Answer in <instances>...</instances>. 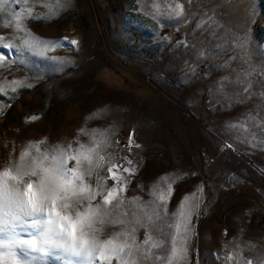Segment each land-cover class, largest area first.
I'll return each instance as SVG.
<instances>
[{
  "label": "rangeland",
  "instance_id": "1",
  "mask_svg": "<svg viewBox=\"0 0 264 264\" xmlns=\"http://www.w3.org/2000/svg\"><path fill=\"white\" fill-rule=\"evenodd\" d=\"M178 5L184 14L174 18ZM29 8L38 19L28 17ZM16 11L26 33L14 27ZM0 36L21 49L11 57L0 49L6 56L0 61V172L28 170L37 148L53 155L58 148L99 146L107 162L128 167L126 156L135 169L131 177L123 173L131 182L114 214L125 223H106L100 239L134 228L139 244L151 232L144 248L152 256L142 264H169L167 234L175 232L169 225L183 201L192 212L187 264H264V0H9L0 5ZM64 37L78 46L46 43ZM107 162L99 175L107 176ZM96 177H86L93 187ZM36 179L9 184L23 191ZM169 184L167 214L157 217L165 207L159 193ZM48 260L84 264L63 255Z\"/></svg>",
  "mask_w": 264,
  "mask_h": 264
},
{
  "label": "snow or ice",
  "instance_id": "2",
  "mask_svg": "<svg viewBox=\"0 0 264 264\" xmlns=\"http://www.w3.org/2000/svg\"><path fill=\"white\" fill-rule=\"evenodd\" d=\"M7 2L9 0H0V5ZM10 2L19 5L27 4L28 0H10ZM229 2L230 0H225V3ZM26 11L29 18H39L33 15L30 8ZM183 14V5H178L174 18H179ZM13 16L16 31L26 33L28 30L21 23L19 11L14 12ZM214 19L215 14L211 17V20ZM211 20L206 23L210 24ZM216 26L221 27L222 25L217 22ZM4 27H13V24L6 23ZM2 41L4 37L0 36V42ZM46 43L76 48L79 42L64 37L61 40ZM23 45L30 50L35 47L34 42L28 39L23 40ZM216 47L220 49L222 45L217 44ZM0 49H6L9 57L12 56L14 49L17 52L21 51L11 41L0 43ZM200 55L202 56L203 53ZM5 58V53L0 51V61ZM49 59L57 60L55 57ZM261 74L264 75V69L261 70ZM224 81H229V78L222 79L219 91L223 90ZM250 87V83L244 87V93H248ZM0 92H3V89H0ZM261 96L264 97V93H261ZM230 127L240 128L241 126L231 125ZM243 130L247 131L246 124ZM80 131L83 132L84 129ZM133 134L129 136L127 145L129 149L132 147ZM98 147H89L84 151L72 149L71 152L58 148L53 155L40 152L37 148V155L27 163L28 170L20 171L18 168L15 175L11 168L0 172V235L6 237L0 239V264H9V261L5 259L6 256L11 258L10 264H33L35 261H39L40 264H49V257L60 260L62 255L77 258L84 264H97V262L111 264L113 259L117 261V264H142L150 260L151 250L144 246L153 241L154 237L151 232L139 244L136 242L134 228L131 232L119 231L113 233L108 239H100L99 234L102 233V226L106 223L110 222L113 225L125 223L121 219L114 218V214H120L119 210L124 203L121 194L127 191V185L131 182L123 173L131 177L135 174V169L132 167L133 161L126 156L122 157V160L126 161L128 167H125L122 162H107L106 157L98 153ZM68 148H72L71 144ZM79 149H85V145L80 144ZM28 155L27 150L20 154V168L25 167L24 161ZM70 161H75V165L69 167ZM106 162L107 176H101L99 170ZM93 172L97 174L95 187L89 179H86V177L90 178ZM28 175L37 177V179L30 180L23 191L10 186L9 181L14 180L19 183L23 176ZM108 180L113 182L110 187L107 185ZM172 193L171 184L168 185L166 193L163 190L160 191L158 199L165 207L157 210V217L161 211L167 214L166 205ZM97 197L102 198L101 203L93 205ZM85 202H87L86 206ZM80 208L84 210L80 211ZM72 209H75V214L72 213ZM123 215L127 213L124 212ZM173 215L177 219L169 227H174L175 232L167 234L172 237L169 264H187V242L191 239L192 212L183 208L182 201L180 208ZM135 222L140 223L138 219ZM18 228L26 232L29 238H20ZM162 246L163 241L151 243V248ZM17 248L21 249L30 259L21 260L15 251ZM34 253L39 255H33ZM67 264H74V262L69 260Z\"/></svg>",
  "mask_w": 264,
  "mask_h": 264
},
{
  "label": "bare ground",
  "instance_id": "3",
  "mask_svg": "<svg viewBox=\"0 0 264 264\" xmlns=\"http://www.w3.org/2000/svg\"><path fill=\"white\" fill-rule=\"evenodd\" d=\"M63 48H68V47H63ZM71 48V47H70Z\"/></svg>",
  "mask_w": 264,
  "mask_h": 264
}]
</instances>
